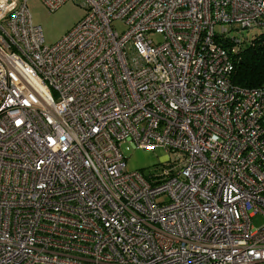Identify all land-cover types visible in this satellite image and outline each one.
Wrapping results in <instances>:
<instances>
[{
	"label": "built area",
	"instance_id": "2783aa9c",
	"mask_svg": "<svg viewBox=\"0 0 264 264\" xmlns=\"http://www.w3.org/2000/svg\"><path fill=\"white\" fill-rule=\"evenodd\" d=\"M26 1L0 0V264H264V87L230 34L264 0H72L49 46ZM124 143L172 157L128 172Z\"/></svg>",
	"mask_w": 264,
	"mask_h": 264
},
{
	"label": "rangeland",
	"instance_id": "374dc122",
	"mask_svg": "<svg viewBox=\"0 0 264 264\" xmlns=\"http://www.w3.org/2000/svg\"><path fill=\"white\" fill-rule=\"evenodd\" d=\"M27 10L30 14L32 23L38 26L43 37L44 45H52L56 43L63 35H65L85 14L84 8L77 2L69 0L59 6L56 10L50 12L42 4L40 0H27ZM113 28L121 33L125 31L124 23L115 21ZM261 33L260 28H253L250 30L231 31L230 34L238 39L251 40ZM154 41H159V35H150ZM124 159V168L128 172L139 171L147 176L149 173H158L159 168L162 167L163 159L166 155L171 153L157 148L153 151H145L142 149L132 150L128 143H124L120 148ZM255 226H259L264 222V217L260 214L252 218Z\"/></svg>",
	"mask_w": 264,
	"mask_h": 264
},
{
	"label": "trees",
	"instance_id": "16d2710c",
	"mask_svg": "<svg viewBox=\"0 0 264 264\" xmlns=\"http://www.w3.org/2000/svg\"><path fill=\"white\" fill-rule=\"evenodd\" d=\"M231 82L241 88L264 87V33L240 46L234 55Z\"/></svg>",
	"mask_w": 264,
	"mask_h": 264
}]
</instances>
